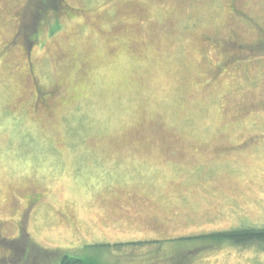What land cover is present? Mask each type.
<instances>
[{"label":"rangeland","instance_id":"374dc122","mask_svg":"<svg viewBox=\"0 0 264 264\" xmlns=\"http://www.w3.org/2000/svg\"><path fill=\"white\" fill-rule=\"evenodd\" d=\"M25 1L0 0V264L153 239L99 261L264 264L258 245L169 239L264 226V56L215 72L207 42H263L264 0H53L45 24L29 8L30 57L9 45ZM36 83L54 93L35 106Z\"/></svg>","mask_w":264,"mask_h":264},{"label":"trees","instance_id":"16d2710c","mask_svg":"<svg viewBox=\"0 0 264 264\" xmlns=\"http://www.w3.org/2000/svg\"><path fill=\"white\" fill-rule=\"evenodd\" d=\"M51 1L53 0H26L24 3V6L20 8V17L21 20L19 19V24L20 27L17 31L18 36L14 37L13 40L9 43V45H12L13 43H15L16 41H19V43H23L24 41H22L23 39L20 40L19 36H24L25 39H29V43L33 42L34 37L37 35V29H36V25L33 24H29V14L31 9H29L30 7H33V10L36 9L37 7H43L44 6V12L43 10H37L35 13V18H33V20L35 21L36 19H38V17H43L44 16V24L46 23V18H47V14H49V5L51 4ZM59 0L56 2V4H59ZM50 3V4H47ZM44 4V5H43ZM61 4V3H60ZM38 9V8H37ZM41 14V15H40ZM34 15V14H33ZM15 18H18L17 16ZM32 21V22H34ZM60 27V25L58 23H54L53 27L51 28L50 33L56 31L58 28ZM21 28H22V33L19 35V33L21 32ZM34 30L36 32L35 35L30 34L31 31ZM119 33H124V27L120 28ZM18 43V44H19ZM206 43V42H205ZM238 45H240L241 47H243L244 49H246L247 47H249V51L250 53H246V51L248 50H244V52H240L243 54L244 57L243 60L241 59V64L239 66L242 65H247L249 66V64H252L253 60L252 59V55L255 53L256 51V58L258 59V57H263L264 56V41H257L256 44H246V46H244V43H238L236 42ZM17 44V45H18ZM258 51V52H257ZM229 58L228 54H225V57L222 59L221 61V66L224 64V62ZM220 61L217 60L215 68L213 69L214 71H216V67L219 65ZM222 71L225 72L226 70L224 68H222ZM261 102V103H260ZM252 107V109L255 107V102H251L250 103ZM264 112V100H259V105H258ZM250 110V109H249ZM256 110V112H260L261 110H257V109H253ZM246 114V113H245ZM245 114H235L234 112L229 115L230 119L232 121H235V123ZM240 115V116H239ZM253 115V113H252ZM252 135L247 139L244 140L242 143H237V147L239 148L241 145L244 144H248L250 143V141L252 140ZM256 140V139H254ZM192 151H190L191 153ZM169 239H182V240H186L184 241V243L187 242H191L193 240H210L212 245L216 244V243H230L232 245H236V246H243V245H258L259 248H261L262 250H264V226L263 227H256V226H246V227H239V228H232V229H228V230H220V231H214L211 233H204V234H196V235H183V236H178V237H173V238H169ZM161 239H153V240H132L130 242H124V241H120V242H114V243H102V244H95L93 246H95L96 248H98L99 252L97 253H101L102 250L106 249V248H111L112 250L115 251H124L125 248L129 245H144V244H148V243H152V242H157L160 241ZM191 240V241H189ZM179 241V240H178ZM175 245V244H174ZM183 244H176V248L178 246H182ZM40 247V246H39ZM38 247V248H39ZM134 247V246H133ZM37 250L42 254V255H47V253H51L49 252L50 250H46L43 248H39ZM70 252V251H69ZM192 252V251H190ZM59 253V256L56 257L54 259V261H52V263H48V264H101V262L99 261V255L97 253H93V254H89L87 252L83 253V254H73L71 253H67L64 250L62 252H57V254ZM179 255L175 256V260H172L170 264H185L182 260H186L184 259V254H182V257L179 258ZM2 264V263H1Z\"/></svg>","mask_w":264,"mask_h":264},{"label":"flooded vegetation","instance_id":"af4514ba","mask_svg":"<svg viewBox=\"0 0 264 264\" xmlns=\"http://www.w3.org/2000/svg\"><path fill=\"white\" fill-rule=\"evenodd\" d=\"M231 6H232L233 10L237 13L238 11L234 8V4H232ZM207 39H208L207 42L210 43L212 45V47L217 48L219 51H221L224 54L221 57H218V60L220 61V63L216 67V71H222V68H224L227 71V70H229L231 68L240 67L239 65L242 63L241 59L243 60V58H246L240 52H244V50L245 51L248 50V51H246V53L247 54L250 53V51L248 49L249 47L244 49L243 47H241L240 45H238L236 42H233V41H227L226 42V41H223V40H218V39L216 40L212 36H208ZM24 46H25V48L28 51V57H30V53L29 52H30V48L32 46V42L27 44V45L23 44V47ZM225 54H228L229 58L221 66V61L225 57ZM254 59H257L256 58V51L252 55L251 61L254 60ZM35 90H36V94H37L36 98H38L36 103L34 104L35 106H36V104H38L37 102L39 101V99L45 98L46 95L50 96V95H52L54 93V92L50 91L49 89L48 90L44 89L38 83L35 84ZM43 104H44V102H43ZM47 105H48V103H47ZM38 108H39V106L34 108V109L37 110ZM257 110H261V109H257ZM235 148H236V145L230 146V149H235ZM1 224H0V226H1Z\"/></svg>","mask_w":264,"mask_h":264}]
</instances>
